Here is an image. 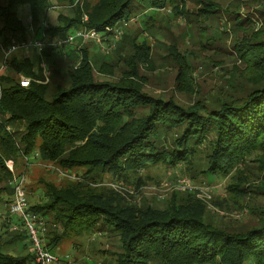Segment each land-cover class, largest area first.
<instances>
[{
  "label": "trees",
  "instance_id": "16d2710c",
  "mask_svg": "<svg viewBox=\"0 0 264 264\" xmlns=\"http://www.w3.org/2000/svg\"><path fill=\"white\" fill-rule=\"evenodd\" d=\"M199 1L204 16L219 9L213 0ZM55 4L70 5L72 16L60 14L55 24H40ZM20 5L28 7L32 28L37 26L40 36L34 38L50 40L38 54L59 55L58 49L50 46L52 40L66 38L82 26L99 32L114 28L121 31L114 45L120 40L122 48L130 43L134 55L145 63L150 46L123 34V23L138 15L145 29L159 10L186 14L185 0H97L93 4L84 0H5L0 5V35L28 39L27 26L16 10ZM234 20L239 26L237 14ZM261 30L233 45L246 70L241 91L217 97L210 106L196 102L184 107L172 99L148 94L140 85L135 66L122 71L117 79L96 80L85 50L76 53L80 62L61 76L60 83L49 85L41 82L45 77L35 73L32 58L11 56L8 70L31 81L28 87H21L13 75L0 76L1 179L11 182L6 162L14 161L19 152H36L41 160L56 163L64 171L85 167L83 176L91 178L102 172L123 177L150 165L191 169L193 158L204 153L202 169L206 175L229 177V198L214 200V204L221 202L225 204L221 208L229 210L231 202L246 208L255 219L247 229L231 230L212 220L206 202L192 193L177 195L164 209H156L125 203L117 193H97L81 180L64 186L46 184L48 201L29 208L51 213L52 225L64 230L50 239L48 247L66 235H84L102 224L114 231L121 243L115 264H264V175L253 180L242 167L252 156L251 161L258 163L256 168L264 171V27ZM111 39L113 36L105 40ZM8 41L1 44L8 45ZM185 66L177 78L178 90L193 85L190 66ZM98 70L113 77L103 65ZM180 76L186 88L180 87ZM9 125L15 132L9 131ZM258 197L262 198L260 203L256 202ZM9 223L4 230L9 238L3 240L0 233V264L32 262L33 250L25 255L4 250V245L18 241L26 247L23 233Z\"/></svg>",
  "mask_w": 264,
  "mask_h": 264
},
{
  "label": "rangeland",
  "instance_id": "374dc122",
  "mask_svg": "<svg viewBox=\"0 0 264 264\" xmlns=\"http://www.w3.org/2000/svg\"><path fill=\"white\" fill-rule=\"evenodd\" d=\"M84 1L93 4L97 0ZM213 1L219 5V9L209 17H207L208 14L204 16V12L200 10L202 2L185 0L186 14L183 16L170 13L169 9H163L155 15V20L150 21L148 28L143 29L142 23H140L141 18L138 15L123 23V34L128 33L131 36L130 39H134L135 42L144 40L150 46L147 63L142 62L134 55L130 43L122 48L121 40L117 45L112 46L111 42L102 41L101 38L100 42L74 40V42L65 43L61 47H53L58 49L59 55L54 50V53L49 57L33 52L28 54L34 62L35 73L40 74L43 78L46 77L48 85L60 83L63 80L61 76L80 62L77 57L80 50H85L94 68L93 73L96 80L117 79L121 77L122 71H131L135 66L140 76V85L143 91L148 94L164 100L172 99L184 107L191 106L196 102L210 106L217 97L225 98L232 92L241 91L243 80H245L243 73L246 70L238 59L233 45L264 27V0ZM4 3L5 0H0V5ZM16 10L19 18L25 22L29 13L28 7L20 5ZM60 14H63L64 17H71L70 5L55 4L48 10L43 23L40 24H55ZM236 14L238 20L241 21L239 26L234 25ZM82 27L78 29H84ZM25 30L28 39L40 36L35 24H33V28L29 29L27 26ZM113 31L114 28L108 29L103 34L106 37H112L114 36ZM106 37L104 38L106 39ZM6 39L10 40L8 45L11 41L21 40L17 37H10V35H7L6 38L4 33L1 34V60L4 58V50L7 47V44L2 45L1 43ZM59 39L63 40V38ZM12 53L9 54L7 62L10 61L13 54L16 56L26 55L23 50ZM47 58L52 63L48 62ZM186 63L190 66L189 73L193 85H189L187 90H178L176 88L177 78L180 69L186 68ZM100 65H103L105 70L111 71L113 77H110L108 73H101L98 70ZM8 69L5 73L13 75L17 80L23 76L22 74L14 75ZM180 78V87L186 88V82L182 76ZM8 129L10 132L16 130L12 125H9ZM19 129L17 128V130ZM193 159L194 161L190 165L191 169L181 165L175 168L166 165H150L130 172L129 175L126 174L127 176L123 175V177L102 172L91 178L88 174L83 176V173H86L85 167H73L70 171H64L56 163L41 160L36 156V152L30 154L19 152L13 161L12 169L9 168L12 173L11 182L0 178V233H2L3 240L9 238V234L4 233V230L10 220L9 225L23 233L26 247L22 248V241H18L6 247L4 245L3 248L14 255H25L33 249V243L29 239L28 232L23 228L21 219L8 211L9 203L14 196L13 180L15 177H24L23 184L29 206L38 203L44 204L48 201L45 195L46 184L64 186L70 183L76 184L78 180H81L97 193H117L125 203L137 207L150 205L156 209H164L168 201L173 200L175 196L185 195L187 197L188 193H192L206 202L212 220L219 224L228 226L231 230H244L254 225V215H250L246 208L240 209L228 202L229 210H227L221 208L225 205L221 202L219 205L214 204V200L229 198L226 191L229 177L206 175L202 169L206 162L204 153L197 154ZM251 160L252 156L242 167L246 168L245 173L250 174L251 179L254 180L258 176L264 175V171L257 169L258 163ZM261 201L262 198L258 197L256 202L260 203ZM38 214L46 226V231L41 236V238L43 237L42 245L59 256L68 254L69 260L66 264H115L116 255L121 251V243L118 235L111 229L98 224L90 233L80 236L71 233L54 246L48 247L46 244L50 239L64 230L62 227L61 230H57L52 225L54 220L51 213L38 212ZM14 227L13 229H15Z\"/></svg>",
  "mask_w": 264,
  "mask_h": 264
},
{
  "label": "built area",
  "instance_id": "2783aa9c",
  "mask_svg": "<svg viewBox=\"0 0 264 264\" xmlns=\"http://www.w3.org/2000/svg\"><path fill=\"white\" fill-rule=\"evenodd\" d=\"M78 1V0H77ZM29 11V10H28ZM86 20V17H84ZM26 25L29 29L32 28L31 23V15L30 12L25 21ZM103 32H99L93 28H84V29H76L72 33H70L66 38L61 39H54L50 43V46L54 47H61L65 43H72L74 40L80 41H89L93 40L96 42H100V38L102 41L108 42L103 37ZM113 39L109 40L112 46H114V41L120 37L121 31L118 29H114L113 31ZM46 42L49 41H42V39H27V40H18V41H11L9 45L4 50V58L3 60L0 59V76L5 75L6 70L8 69L7 59L10 57L9 54L17 52L18 50H23L26 55H29V52L40 53L46 45ZM13 52V53H14ZM12 53V54H13ZM11 54V55H12ZM31 79L25 76H21L19 79V84L21 87H28L30 84ZM48 80L45 79L41 82L46 83ZM37 156V153H36ZM8 166L11 169L12 162H8ZM58 169L57 167H53ZM60 170V169H59ZM62 171V170H61ZM69 175V174H68ZM24 177H15L13 180L14 186V196L8 206V211L10 214L19 216L22 221L23 228L28 232L29 239L33 243V252H34V260L28 264H66L69 260V255L59 256L50 252L45 246L42 245L43 232L46 231V226L43 221L40 220L39 214L33 212L29 208V203L27 201V194L25 192V185L23 184ZM14 227V226H13ZM16 229V227H14Z\"/></svg>",
  "mask_w": 264,
  "mask_h": 264
},
{
  "label": "bare ground",
  "instance_id": "6f19581e",
  "mask_svg": "<svg viewBox=\"0 0 264 264\" xmlns=\"http://www.w3.org/2000/svg\"><path fill=\"white\" fill-rule=\"evenodd\" d=\"M78 1H80V0H78ZM76 30V29H75ZM31 39V38H30ZM57 39H59V38H57ZM50 41V40H49ZM52 47H54V46H52ZM25 56H29V55H25ZM12 162V164H13V161L12 160H8L7 162H6V164H7V166H8V162ZM8 168H9V166H8ZM11 169H12V167H11ZM46 248V247H45ZM47 249V248H46ZM33 250V249H32ZM50 251V250H49ZM51 252V251H50ZM53 253V252H52ZM55 254V253H54ZM65 255H68V254H65Z\"/></svg>",
  "mask_w": 264,
  "mask_h": 264
}]
</instances>
